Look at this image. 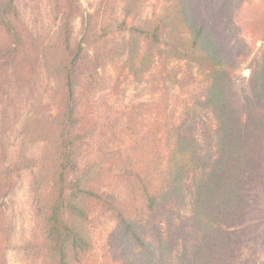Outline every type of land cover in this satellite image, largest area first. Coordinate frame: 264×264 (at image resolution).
Returning <instances> with one entry per match:
<instances>
[{
	"label": "trees",
	"instance_id": "16d2710c",
	"mask_svg": "<svg viewBox=\"0 0 264 264\" xmlns=\"http://www.w3.org/2000/svg\"><path fill=\"white\" fill-rule=\"evenodd\" d=\"M138 1L124 0L125 18ZM164 1L153 18L116 24L114 31L128 35L125 65L133 76L144 73L153 48L163 44L174 58L196 64L201 79L185 72L173 99L164 91L141 103L142 122L133 110L122 122L112 115L100 122L77 94L84 59L81 44L70 42L77 0H54L59 27L52 42L30 33L13 0H0V73L12 68L28 77L38 58L54 86L55 111L43 128L35 125L36 133H45L33 178L40 217L34 254L41 264H91L93 208L114 221L118 264H229L249 237L246 228L264 218V0ZM243 64L247 77L240 74ZM198 108L214 119V149L187 124ZM107 125H119L121 138H109L108 152L86 153L88 134ZM10 173L0 169V264L6 239L2 198ZM189 174L196 182L191 212L177 219L175 202ZM107 185L120 191L107 194Z\"/></svg>",
	"mask_w": 264,
	"mask_h": 264
},
{
	"label": "rangeland",
	"instance_id": "374dc122",
	"mask_svg": "<svg viewBox=\"0 0 264 264\" xmlns=\"http://www.w3.org/2000/svg\"><path fill=\"white\" fill-rule=\"evenodd\" d=\"M13 2L21 20L34 37L43 42L55 39L59 11L55 8L54 0ZM77 5L78 10L70 22L71 45L80 43L84 53L77 94L80 103L90 104V115L100 122L105 115L119 117L122 122L123 115L132 110L136 119L142 122L145 108L141 103L158 99L164 91L169 100L173 99L177 90L179 92L178 80L185 72L192 74L196 80L201 79L196 64L174 58L163 44L153 48L151 66L144 73L133 76L125 65L128 35L124 31H114L116 24L123 19L131 25L153 18L162 11L164 0H139L132 6L127 18L124 17V0H77ZM168 32V29L162 32L163 41ZM95 72V81L89 85V75ZM240 74L248 76L247 64L241 66ZM191 85L196 88V83H189V87ZM191 92L199 96L198 92ZM53 96V80L38 58L28 77L18 76L12 68L0 73V146L3 151L0 169L11 170L9 186L2 198V217L6 229L4 264H41L34 254L40 217L36 210L33 178L37 171L35 159L43 151L45 133H36L35 125L38 123L43 128L46 116L55 111ZM187 124L198 139L205 137L214 149L215 122L208 109L198 108L195 115L189 116ZM119 129V125L115 128L111 125L96 126L87 136L85 152H108L111 149L110 143L107 145V142H111L109 138L114 141L121 138ZM195 183V175L189 174L183 180L180 199L174 206L178 212L177 219L189 217ZM39 186L42 188L43 183ZM104 189L110 195L120 191V188H112V185ZM92 210L88 222L92 236L91 264H118L122 258L115 239L114 221L104 209ZM161 215L153 219L164 228ZM263 224L264 218L261 222H251L245 232L249 237L253 231L258 230L257 234L241 242L240 249L229 264H264V235L258 236Z\"/></svg>",
	"mask_w": 264,
	"mask_h": 264
}]
</instances>
